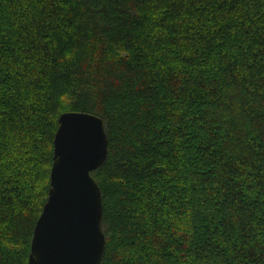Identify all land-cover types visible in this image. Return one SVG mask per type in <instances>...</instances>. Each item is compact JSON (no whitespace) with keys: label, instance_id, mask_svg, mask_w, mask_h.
I'll return each mask as SVG.
<instances>
[{"label":"trees","instance_id":"1","mask_svg":"<svg viewBox=\"0 0 264 264\" xmlns=\"http://www.w3.org/2000/svg\"><path fill=\"white\" fill-rule=\"evenodd\" d=\"M71 110L109 137L102 264H264V0H0V264Z\"/></svg>","mask_w":264,"mask_h":264},{"label":"water","instance_id":"2","mask_svg":"<svg viewBox=\"0 0 264 264\" xmlns=\"http://www.w3.org/2000/svg\"><path fill=\"white\" fill-rule=\"evenodd\" d=\"M108 153L102 117L76 110L61 113L49 195L34 228L29 264L103 263V194L92 172Z\"/></svg>","mask_w":264,"mask_h":264}]
</instances>
